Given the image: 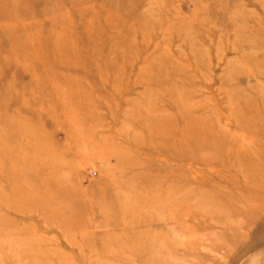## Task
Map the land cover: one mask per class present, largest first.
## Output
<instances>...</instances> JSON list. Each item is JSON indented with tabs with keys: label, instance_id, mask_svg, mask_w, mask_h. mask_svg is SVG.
<instances>
[{
	"label": "rangeland",
	"instance_id": "1",
	"mask_svg": "<svg viewBox=\"0 0 264 264\" xmlns=\"http://www.w3.org/2000/svg\"><path fill=\"white\" fill-rule=\"evenodd\" d=\"M0 264H264V0H0Z\"/></svg>",
	"mask_w": 264,
	"mask_h": 264
}]
</instances>
